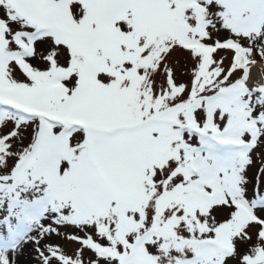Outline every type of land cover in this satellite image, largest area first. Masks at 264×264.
I'll use <instances>...</instances> for the list:
<instances>
[{"label": "rangeland", "instance_id": "rangeland-1", "mask_svg": "<svg viewBox=\"0 0 264 264\" xmlns=\"http://www.w3.org/2000/svg\"><path fill=\"white\" fill-rule=\"evenodd\" d=\"M232 38L248 57L224 46ZM201 41L212 50L190 44ZM260 62L264 0H0V187L66 221L49 259L264 264V228L261 243L248 230L264 219L236 204L264 214V86L239 88ZM223 93V111H214ZM42 110L81 126L67 134ZM216 123L253 151L212 141ZM40 129V149L25 163ZM198 147L229 177L239 209L230 220L213 219L222 202L198 201ZM241 179L253 185L241 191Z\"/></svg>", "mask_w": 264, "mask_h": 264}, {"label": "bare ground", "instance_id": "bare-ground-1", "mask_svg": "<svg viewBox=\"0 0 264 264\" xmlns=\"http://www.w3.org/2000/svg\"><path fill=\"white\" fill-rule=\"evenodd\" d=\"M71 3L75 7H77V0H71ZM224 27H220L223 29ZM263 70L264 65L262 62L258 63L257 66L249 69L248 74L244 80L245 86L250 89H256L257 87L264 85L263 78ZM214 111L221 112L222 103L217 104L214 107ZM220 127V131H223V127ZM202 148H198L194 151L196 157H206V153ZM206 159L211 160L210 157H206ZM211 162V161H210ZM219 174V178L217 177ZM214 176H209V171L206 173V177H204V181H208L210 183V179L215 181L213 187L218 190L215 195H212V198L208 199V194H211L208 189L203 186V199L199 200V202H210L215 204L217 202H222L223 204L216 208V217L213 216V219H224L227 218L230 220V212L232 210H236L239 212L237 207H232L231 201L227 200L228 194L224 192L223 186L229 177L225 178V176L217 173ZM225 180V182H223ZM242 181V190H247L246 183ZM223 185V186H222ZM253 185V184H249ZM255 186V185H254ZM218 187V188H217ZM222 187V188H221ZM254 188V187H253ZM260 191L264 189L263 187H258ZM258 189V190H259ZM251 190V189H250ZM239 193V192H238ZM252 192H246L250 196L253 195ZM256 196V195H253ZM252 196V198H254ZM236 198V196H235ZM234 199V197H231ZM233 201V200H232ZM227 202V203H226ZM40 209H39V208ZM34 208H31V205L21 204V202H14L9 199L3 192L0 187V264H56L51 258V253L49 250V246L54 245V241L56 239V235L58 233L59 227L66 226V221L61 219L59 212L51 209V205L47 207H40V205ZM258 215V219H264V214L261 212H256L254 215H250L251 217H256ZM212 217V215L210 216ZM205 217V218H210ZM205 218H201L202 220H206ZM252 227H249L248 230L251 234L257 233L258 236L255 240L258 243H261L262 235L261 230L264 228L263 224L253 222L255 220H251ZM234 229L237 234V227L232 226V230ZM205 231H207L205 229ZM223 242V239H220ZM228 243V242H227ZM74 258V255H72ZM49 259V261L47 260Z\"/></svg>", "mask_w": 264, "mask_h": 264}]
</instances>
